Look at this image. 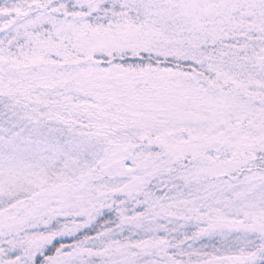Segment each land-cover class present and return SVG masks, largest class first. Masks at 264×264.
<instances>
[{"label":"snow or ice","instance_id":"snow-or-ice-1","mask_svg":"<svg viewBox=\"0 0 264 264\" xmlns=\"http://www.w3.org/2000/svg\"><path fill=\"white\" fill-rule=\"evenodd\" d=\"M0 264H264V0H0Z\"/></svg>","mask_w":264,"mask_h":264}]
</instances>
